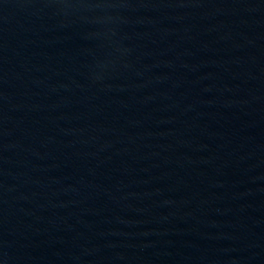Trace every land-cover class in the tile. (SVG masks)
I'll use <instances>...</instances> for the list:
<instances>
[{
  "label": "water",
  "instance_id": "95a60500",
  "mask_svg": "<svg viewBox=\"0 0 264 264\" xmlns=\"http://www.w3.org/2000/svg\"><path fill=\"white\" fill-rule=\"evenodd\" d=\"M0 264H264V0H0Z\"/></svg>",
  "mask_w": 264,
  "mask_h": 264
}]
</instances>
